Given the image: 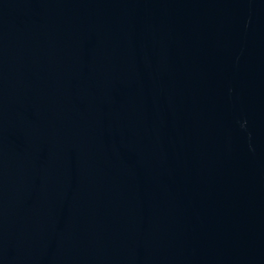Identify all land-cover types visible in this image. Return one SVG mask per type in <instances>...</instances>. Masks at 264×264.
Listing matches in <instances>:
<instances>
[{"label": "water", "instance_id": "1", "mask_svg": "<svg viewBox=\"0 0 264 264\" xmlns=\"http://www.w3.org/2000/svg\"><path fill=\"white\" fill-rule=\"evenodd\" d=\"M0 264H264V0H0Z\"/></svg>", "mask_w": 264, "mask_h": 264}]
</instances>
